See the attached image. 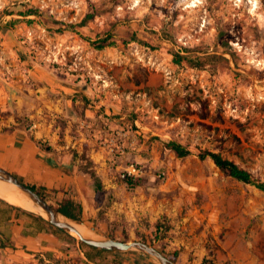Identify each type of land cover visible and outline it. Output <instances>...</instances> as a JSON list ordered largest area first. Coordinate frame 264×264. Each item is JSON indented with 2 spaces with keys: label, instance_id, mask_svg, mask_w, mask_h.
I'll return each mask as SVG.
<instances>
[{
  "label": "rangeland",
  "instance_id": "374dc122",
  "mask_svg": "<svg viewBox=\"0 0 264 264\" xmlns=\"http://www.w3.org/2000/svg\"><path fill=\"white\" fill-rule=\"evenodd\" d=\"M108 34L113 45L92 43ZM11 128L46 152L78 150L79 167L110 184L98 216L81 219L95 235L146 239L179 264H264V190L200 155L264 180V0H0V131ZM131 162L143 169L135 188L122 177ZM85 258L0 244V264H98ZM106 264L160 263L132 249Z\"/></svg>",
  "mask_w": 264,
  "mask_h": 264
},
{
  "label": "crops",
  "instance_id": "0c3cea01",
  "mask_svg": "<svg viewBox=\"0 0 264 264\" xmlns=\"http://www.w3.org/2000/svg\"><path fill=\"white\" fill-rule=\"evenodd\" d=\"M72 158L73 154L65 156L59 151L46 152L19 132L0 131V165L12 168L32 181L36 180V184L46 185L56 194L55 198L71 196L83 205L82 218H96L103 207L100 197L92 178ZM105 187L110 189L111 186L105 184ZM137 203L130 204L135 206ZM116 208L129 210L128 204L123 202L109 207L108 213L116 214ZM34 231V228L30 230L26 227L24 219H4L3 215L0 218V244L8 256H38L48 260L52 256L63 259L68 256H86L79 242L72 246L51 230Z\"/></svg>",
  "mask_w": 264,
  "mask_h": 264
},
{
  "label": "trees",
  "instance_id": "16d2710c",
  "mask_svg": "<svg viewBox=\"0 0 264 264\" xmlns=\"http://www.w3.org/2000/svg\"><path fill=\"white\" fill-rule=\"evenodd\" d=\"M33 9H28L27 11L23 12L25 14L33 13ZM94 12H89L84 20L82 21V25H85L89 20L94 17ZM133 40L135 38H132ZM92 43L98 48H104L109 45H113L115 40L113 39V35L108 34L107 36L99 37L97 39L92 40ZM214 55H209V57H213ZM188 59L192 64L197 66L205 65L206 61L189 58L186 54H183L179 51L175 52V61L178 63H182L184 60ZM85 99H87L85 97ZM206 117V115H205ZM10 132L13 131V128L9 129ZM89 144L86 142L83 152L81 153L82 158H87V149ZM167 146L172 148L179 156H187L192 153V150L185 146L178 140L172 139L167 142ZM79 151L74 150L73 152V162L77 161L76 157ZM202 158H206L207 156L212 157L217 165L228 175H231L243 182L255 184L260 189L264 190V180H261L254 176V174L247 168L240 166L234 160L225 157L221 152L205 149L200 153ZM89 163V162H88ZM81 168L90 174L92 178V182L96 188L97 193L105 191L106 187L101 175L95 171L94 169L90 168L89 164H81ZM80 168V169H81ZM81 169V170H82ZM16 175L17 173L14 172ZM19 177V175H17ZM124 181L128 184L130 188H135L142 182V175L135 176V175H127L123 177ZM21 180V179H20ZM32 188L38 191L43 197H45L52 205L56 206L60 211L65 213L67 216L75 218V219H82L83 213V205L80 202L75 201L71 196H65L62 199L55 198L52 195V190H50L44 184H36V183H28ZM4 216V219H10L12 217H17L24 219L26 221V227L30 230L32 228L35 229L34 232L40 231H47L51 230L56 236H58L62 240H66L68 242H78V238L73 235L72 233L68 232L67 230L63 229L62 227L52 223L48 218L39 214L35 211L27 209L23 206L18 204L12 203L9 200L0 196V218ZM122 239L127 240L128 237H122ZM145 241H147L145 239ZM81 248L87 256V260L85 262L91 263H98V264H106L109 256H117L120 251L102 248L95 245H92L84 240L80 242ZM176 260L174 257H172ZM205 264V263H203Z\"/></svg>",
  "mask_w": 264,
  "mask_h": 264
},
{
  "label": "water",
  "instance_id": "95a60500",
  "mask_svg": "<svg viewBox=\"0 0 264 264\" xmlns=\"http://www.w3.org/2000/svg\"><path fill=\"white\" fill-rule=\"evenodd\" d=\"M0 179L9 181L15 184L18 188L24 191L31 199H33L37 204L43 206L47 211L48 215L45 216L52 223L62 227L68 232L72 233L78 238L80 244L81 240H84L92 245L113 249L117 251H126L132 249H138L155 257L160 264H179L176 260L166 255L157 246L143 241V240H123L120 238L111 237L108 235H85L82 231L74 225L71 220L77 222H83L81 219H75L67 216L65 213L60 211L56 206L52 205L45 197H43L38 191L32 188L30 185L20 180V178L12 171L6 167L0 165ZM28 209V208H27ZM31 210V209H30ZM33 211V210H32Z\"/></svg>",
  "mask_w": 264,
  "mask_h": 264
},
{
  "label": "bare ground",
  "instance_id": "6f19581e",
  "mask_svg": "<svg viewBox=\"0 0 264 264\" xmlns=\"http://www.w3.org/2000/svg\"><path fill=\"white\" fill-rule=\"evenodd\" d=\"M257 8H258V1H254L252 9L255 10ZM0 196L20 206L31 209L33 211L40 212L45 216L48 215L47 211L43 206L37 204L24 191H22L15 184L9 181L0 179ZM71 222L74 225H76L82 231L83 234L95 236L94 231L87 223L77 222L74 220H71Z\"/></svg>",
  "mask_w": 264,
  "mask_h": 264
},
{
  "label": "built area",
  "instance_id": "2783aa9c",
  "mask_svg": "<svg viewBox=\"0 0 264 264\" xmlns=\"http://www.w3.org/2000/svg\"><path fill=\"white\" fill-rule=\"evenodd\" d=\"M142 173L143 169L141 168V166H139V164H137L136 162H131L122 172V177H126L127 175L141 176Z\"/></svg>",
  "mask_w": 264,
  "mask_h": 264
}]
</instances>
